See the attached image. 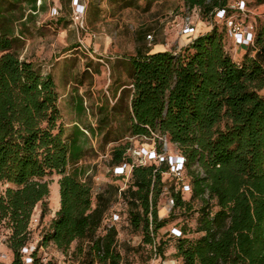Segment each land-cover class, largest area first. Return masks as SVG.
<instances>
[{"label":"trees","instance_id":"obj_1","mask_svg":"<svg viewBox=\"0 0 264 264\" xmlns=\"http://www.w3.org/2000/svg\"><path fill=\"white\" fill-rule=\"evenodd\" d=\"M36 1L0 0V183L8 185L0 190V228L8 231L10 264H58L38 257V250L53 246L67 254L73 244L83 256L77 264H124L118 246L122 222L142 237L150 258L161 261L167 243L158 232L177 219V211H191L194 201L200 204L195 229L200 236L189 239L185 227L180 237L167 233L180 264H264V27H256L238 62L226 49L230 38L218 18L235 13L230 0H183L211 30L179 52L147 50L120 58L128 84L115 90L112 97L118 98L105 111L110 123L122 117L110 142L154 138L159 145L153 148L161 153L165 138L176 147L166 155L181 156L184 173L175 178L167 163L135 165L127 143L111 150L108 164L124 182L113 170L131 166L125 189L109 185L94 193L82 163L91 151L86 131L96 130L75 124L65 133L51 75L20 58L24 39L16 22L23 6L36 11ZM98 126L102 133L104 126ZM104 134L109 141L110 130ZM53 174L60 176V207L26 255L35 208L41 205V219L47 214L45 178ZM167 180L173 205L160 218ZM117 198L126 206L124 219L112 210ZM111 212L119 217L113 226L107 222Z\"/></svg>","mask_w":264,"mask_h":264},{"label":"rangeland","instance_id":"obj_2","mask_svg":"<svg viewBox=\"0 0 264 264\" xmlns=\"http://www.w3.org/2000/svg\"><path fill=\"white\" fill-rule=\"evenodd\" d=\"M242 1L246 6L240 12L238 4ZM76 4L82 7L78 19L75 17V12L78 11ZM230 5L236 12V22L242 26L253 30L264 27V0H230ZM23 8V18L16 22V31H21L24 39L20 58L31 62L41 73L51 75L56 85L58 108L65 133H69L75 123L82 129L96 130L94 135L86 131L87 148L91 151L82 163L89 169L94 193L109 185L125 189L128 179L124 182L114 177L108 167L111 150L128 143L130 156L137 159L135 151L157 148L159 143L154 138L145 137H125L116 143L110 142L116 138L115 133H118V123L122 117H113L110 123L104 120L105 111L118 98V95L115 99L112 97L115 90L128 84L124 62L119 63L120 60L116 58H129L136 52H145L155 47L179 52L193 39V36L183 33L185 26L196 30L203 27L205 31H209L210 23L201 17L198 10L190 11L185 8L183 0H77V3L75 0H37L36 11L27 6ZM196 33L193 35H198ZM225 46L234 59L241 61L245 54L244 48L235 46L230 39L225 40ZM261 95L264 96V89ZM98 125L101 129L104 126L102 133H99ZM108 125L111 126L110 136L109 141H105L104 133L109 131ZM175 150L174 145H168L167 152ZM59 179L60 176L56 174L45 178L50 189L48 210L43 219L40 218L41 205L34 210L26 255L37 247L54 216L55 187ZM185 182L188 183V178ZM170 183L169 180L166 181L165 192L159 199L160 215H164L170 205ZM7 187L8 185L0 183L1 191ZM189 197L188 194L184 195L186 200ZM199 206V201H194L191 211H177V219L158 232V239L167 243L165 258L161 261L150 258L149 250L141 246L142 237L127 229L122 222L118 225V246L123 263L175 264L176 261L180 264L174 254L175 242L169 240L167 233L172 228L185 227L188 238L197 239L200 236L195 233ZM112 210L122 214L121 218L124 219L126 206L121 199L117 198L113 202ZM7 237L8 231L1 227L0 264H10L13 260V254L6 245ZM37 256L58 264H77L83 259L79 255L77 244H73L67 254L48 246L39 249Z\"/></svg>","mask_w":264,"mask_h":264},{"label":"built area","instance_id":"obj_3","mask_svg":"<svg viewBox=\"0 0 264 264\" xmlns=\"http://www.w3.org/2000/svg\"><path fill=\"white\" fill-rule=\"evenodd\" d=\"M77 3V0H75ZM239 6V11L242 12L243 8L246 6L245 2L242 1ZM77 10L75 12V17L78 19L79 15L82 12V7L76 4ZM232 8V7H231ZM233 9V8H232ZM234 10V9H233ZM236 13V12H235ZM235 13L232 16H229L228 18L225 17V13L221 12L218 14V18L220 22H222L226 26L228 37L231 39L233 44L235 46H238L240 48L243 47H249L253 43V37H254V30L251 27H245L236 22L235 19ZM195 32L194 27L185 26L183 33L188 36H193V33ZM148 39H151V36L147 37ZM162 145H163V152L158 153L154 148L153 149H141L138 152H134L137 159L133 158V163L135 165H146L149 162H155L157 164L167 163L170 167V171L172 175L175 178L180 179L184 173V159L179 155H173V156H167V140L160 139ZM131 171V166L124 165L121 167H117L113 170L115 175H119L124 177L125 179H128ZM185 190H188V187H185ZM169 206L167 208V211H165V214L169 211V209L173 205V201H169ZM164 214V215H165ZM164 215H160V218H162ZM119 220V217L116 213L111 212L107 218V222L110 226H113L117 221ZM170 234L172 236L180 237L181 232L177 228H172L170 231ZM24 253H27V249L24 250ZM156 259V257L154 258ZM175 264L177 262L175 261Z\"/></svg>","mask_w":264,"mask_h":264},{"label":"crops","instance_id":"obj_4","mask_svg":"<svg viewBox=\"0 0 264 264\" xmlns=\"http://www.w3.org/2000/svg\"><path fill=\"white\" fill-rule=\"evenodd\" d=\"M195 32H197L198 35H200V34L205 33L206 31H205V29L203 27H198L197 30L195 29ZM198 35H194L193 38H195ZM161 51H165V49L163 47H155L154 49L151 50L152 53H154V52H161ZM243 51H245V50L243 49ZM120 58L121 57H117L116 59H120ZM55 188H56V192H55V199H56V201L54 203V214L59 210V207H60V198H59V188H58V185Z\"/></svg>","mask_w":264,"mask_h":264}]
</instances>
